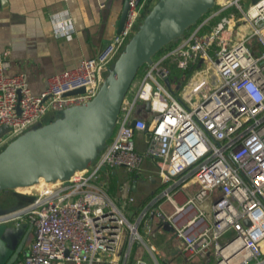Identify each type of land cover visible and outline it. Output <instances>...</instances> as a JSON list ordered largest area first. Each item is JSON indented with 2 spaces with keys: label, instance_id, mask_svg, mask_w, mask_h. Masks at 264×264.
Here are the masks:
<instances>
[{
  "label": "built area",
  "instance_id": "2783aa9c",
  "mask_svg": "<svg viewBox=\"0 0 264 264\" xmlns=\"http://www.w3.org/2000/svg\"><path fill=\"white\" fill-rule=\"evenodd\" d=\"M240 1L213 0L177 40L157 51L166 48L159 58L155 52L143 63L144 73L138 76V70L101 154L69 176L42 182L28 203L0 211V223L33 225L16 264H96L122 241H128L125 264L135 242L156 258V246L141 230L149 234L155 217L173 226L187 259L207 257L213 249L216 264H264V0H249L245 8ZM145 2L130 0L123 29L95 56L51 75L39 93L25 72H7L6 52L0 58V126L9 129L0 145L59 119L43 122L52 111L68 113L92 101L143 24ZM71 19L65 15L55 22L56 35L73 32ZM138 134H145L143 149ZM146 158L155 162L162 186L138 208H131L134 196L116 202L100 171L138 170ZM191 180L199 186L179 204L175 194ZM189 207L193 211L180 219ZM227 230L232 235L225 238ZM134 264L150 262L138 257Z\"/></svg>",
  "mask_w": 264,
  "mask_h": 264
},
{
  "label": "crops",
  "instance_id": "0c3cea01",
  "mask_svg": "<svg viewBox=\"0 0 264 264\" xmlns=\"http://www.w3.org/2000/svg\"><path fill=\"white\" fill-rule=\"evenodd\" d=\"M124 2L125 0H0V58L8 52L10 66L7 72H25L32 89L36 93L43 91L51 75L78 65L84 58L95 56L119 32L118 23ZM156 2L157 0L152 3V7ZM149 12L143 13V21ZM65 15L72 18L73 32L58 36L55 33V22ZM139 111L148 117L145 111ZM144 139L145 134L135 136L140 149L145 147ZM103 171L112 198L120 203L129 196H134L135 203L131 205L134 209L142 206L162 186L155 162L151 158H146L138 170L128 171L125 167L118 166L105 168ZM198 186L194 180L183 185L175 194L178 203L183 204ZM25 203L28 202L18 199L15 204L20 206ZM163 206L168 213L175 210L169 201H165ZM192 211V207L182 211L180 219ZM150 227L149 234L145 231L143 234L157 248L156 258L153 256L155 262L146 257L147 252L151 253L149 248L142 242H135L131 247L129 264H134L138 257L147 259L150 264H163L157 253L162 254V250L168 246L171 255L181 253L174 234L167 235L173 228L170 223L155 217ZM29 230L23 253L27 251L33 237V228L30 227ZM141 230H145V227L142 226ZM161 236L165 238L162 239ZM124 245L125 241H122L113 253L106 254L103 261L96 264H125V257L122 258ZM168 257L167 254L162 255L165 264H168Z\"/></svg>",
  "mask_w": 264,
  "mask_h": 264
},
{
  "label": "water",
  "instance_id": "95a60500",
  "mask_svg": "<svg viewBox=\"0 0 264 264\" xmlns=\"http://www.w3.org/2000/svg\"><path fill=\"white\" fill-rule=\"evenodd\" d=\"M212 4L213 0H158L92 101L70 110L66 117L19 136L0 151V190L33 183L40 175L48 179L66 177L76 167L94 159L109 136L143 63L151 61L152 55L164 44L177 40L184 29ZM129 8L130 0H125L118 23L119 32L125 25ZM165 81L170 84L168 77ZM83 90L82 87L72 92ZM145 109H150V102L146 103ZM8 129V125H1L0 136ZM244 221L249 223L247 218ZM29 226V221L16 225L0 223V264L15 263L28 238Z\"/></svg>",
  "mask_w": 264,
  "mask_h": 264
},
{
  "label": "rangeland",
  "instance_id": "374dc122",
  "mask_svg": "<svg viewBox=\"0 0 264 264\" xmlns=\"http://www.w3.org/2000/svg\"><path fill=\"white\" fill-rule=\"evenodd\" d=\"M156 1V0H146L145 2V9L144 12H149L152 9V3ZM158 1V0H157ZM242 6L245 8L247 3L249 2V0H241L240 1ZM215 7H213L212 9H214ZM229 10H235V7H231ZM228 12L225 11L224 14H226ZM215 21L212 20L211 24H213ZM210 26L207 25L206 26V30L209 29ZM254 38H251L248 42H253ZM177 43V42H176ZM166 51L165 49L160 50L159 52H157L154 55V58H159L164 52ZM118 57V55H117ZM115 62H116V58L112 63V67L110 68V70H108V72L106 73V76L109 77V75L111 74L114 66H115ZM145 69V68H144ZM144 69L143 67L140 68L138 76H141L144 73ZM192 71L190 69L186 70V77L189 78V76L191 75ZM67 113H56L54 111L50 112L48 115H46L43 118V122H50L51 120H53L55 117L56 118H63L66 117ZM6 143H3L0 145V151L3 150L6 147ZM101 148L98 150V153L101 154ZM104 171H100V174H103ZM30 193H34V192H25L22 190H19L18 188H14V189H1L0 190V209H8L12 206H15L16 202H18V199H23V201L29 202L32 198V196L30 195ZM13 221H9V224H12ZM31 228H33V225H30ZM142 233H144V230H142ZM173 235V228L167 233V235ZM232 235V231L231 230H227L226 232H224V237H229ZM162 239L165 238V236H161ZM142 246H144V244H142ZM170 246L166 247L165 249L162 250V254L160 252L157 253L158 258L161 260V262L163 264L164 261L162 259V255L163 254H167L168 257V264H216V260H215V255L213 253V249H211V251L209 252V256L207 257H202L200 254H196L194 255L190 260L186 259L185 255L182 253H177L175 255H171L170 251H169ZM128 249V241L125 242L124 248H123V255L122 258L125 256V251H127ZM146 257L150 258L153 262H155V259L153 257V255H151V253L147 252L146 253ZM131 259H129L128 264L130 263Z\"/></svg>",
  "mask_w": 264,
  "mask_h": 264
},
{
  "label": "bare ground",
  "instance_id": "6f19581e",
  "mask_svg": "<svg viewBox=\"0 0 264 264\" xmlns=\"http://www.w3.org/2000/svg\"><path fill=\"white\" fill-rule=\"evenodd\" d=\"M76 167L74 170H77ZM50 180L46 176L40 175L33 183L18 185L16 188L25 192H36L42 182ZM236 244V243H235Z\"/></svg>",
  "mask_w": 264,
  "mask_h": 264
},
{
  "label": "trees",
  "instance_id": "16d2710c",
  "mask_svg": "<svg viewBox=\"0 0 264 264\" xmlns=\"http://www.w3.org/2000/svg\"><path fill=\"white\" fill-rule=\"evenodd\" d=\"M140 68H142V66H141ZM139 70H140V69H139ZM22 255H23V251L20 253V255H19L18 258H20ZM14 264H16V262H15Z\"/></svg>",
  "mask_w": 264,
  "mask_h": 264
}]
</instances>
